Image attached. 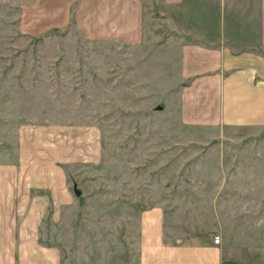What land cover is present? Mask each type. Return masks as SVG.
Here are the masks:
<instances>
[{"label": "rangeland", "instance_id": "rangeland-1", "mask_svg": "<svg viewBox=\"0 0 264 264\" xmlns=\"http://www.w3.org/2000/svg\"><path fill=\"white\" fill-rule=\"evenodd\" d=\"M143 1L145 19L160 8ZM115 2L0 0V193L27 199L0 223L33 229L0 264H139L156 206L166 238L218 235L239 264H264V128L184 124L189 36L161 17L126 43Z\"/></svg>", "mask_w": 264, "mask_h": 264}, {"label": "crops", "instance_id": "crops-1", "mask_svg": "<svg viewBox=\"0 0 264 264\" xmlns=\"http://www.w3.org/2000/svg\"><path fill=\"white\" fill-rule=\"evenodd\" d=\"M143 2L116 0V36L134 45L145 36L144 23H159L161 17L184 30V37L189 36L180 47L182 76L187 79L179 95L182 122L223 130L264 128V0H161L160 8L151 3L152 13L147 8L146 19ZM99 8L105 17L107 12L102 5ZM8 183L0 193V214L17 217L16 202L19 212L22 207L26 212V195L21 200L18 187L10 190ZM54 199L59 204L64 200L58 193ZM163 224L161 206L146 208L141 217L139 264L236 262L229 250L213 239L187 243L166 238ZM26 230L33 231L31 225L21 228L17 223H0V247L25 240Z\"/></svg>", "mask_w": 264, "mask_h": 264}, {"label": "built area", "instance_id": "built-area-1", "mask_svg": "<svg viewBox=\"0 0 264 264\" xmlns=\"http://www.w3.org/2000/svg\"><path fill=\"white\" fill-rule=\"evenodd\" d=\"M214 242L215 243H220L221 242V239H220V237L218 235H216V237L214 238ZM231 264H238V263L237 262H233Z\"/></svg>", "mask_w": 264, "mask_h": 264}, {"label": "water", "instance_id": "water-1", "mask_svg": "<svg viewBox=\"0 0 264 264\" xmlns=\"http://www.w3.org/2000/svg\"><path fill=\"white\" fill-rule=\"evenodd\" d=\"M77 191V194H80L81 192L80 191H78V190H76Z\"/></svg>", "mask_w": 264, "mask_h": 264}]
</instances>
